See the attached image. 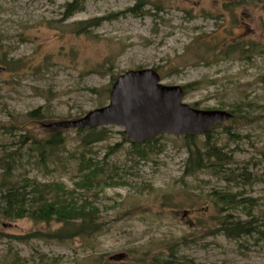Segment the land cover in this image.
Segmentation results:
<instances>
[{"label": "rangeland", "instance_id": "1", "mask_svg": "<svg viewBox=\"0 0 264 264\" xmlns=\"http://www.w3.org/2000/svg\"><path fill=\"white\" fill-rule=\"evenodd\" d=\"M72 1L0 0V158L29 149L27 131L45 137L50 123L108 106L114 79L129 71L155 70L163 85H191L189 106L237 114L211 132L222 162L212 157L193 175L185 137H158L142 156L122 127H105L91 146L61 130L65 144L47 166L25 156L14 180L28 173L79 205L87 200L103 234L58 241L49 237L61 227L55 221L0 214V264H264V235L224 230L247 224L264 233V0H145L142 15L89 29L87 21L139 0H86L65 20ZM35 111L42 122H30ZM194 142L208 151L205 135ZM83 159L103 180L89 189L77 187ZM118 254L126 258L110 260Z\"/></svg>", "mask_w": 264, "mask_h": 264}, {"label": "trees", "instance_id": "2", "mask_svg": "<svg viewBox=\"0 0 264 264\" xmlns=\"http://www.w3.org/2000/svg\"><path fill=\"white\" fill-rule=\"evenodd\" d=\"M86 0H73L65 7L64 18L68 20L76 13L83 11L85 8ZM145 0H139L136 5L125 12L114 14L108 17L95 18L87 21V28H97L103 25L106 21L117 20L120 16L128 13L135 16L142 15V7ZM159 10V8H158ZM117 80V79H116ZM114 79V82L116 81ZM185 91L191 89V85L184 87ZM197 107V105H195ZM198 109V108H197ZM234 118L236 112L230 111ZM30 122H42L45 119L43 114L33 112L29 115ZM216 126L214 129H216ZM49 129V128H48ZM14 128L8 131H14ZM50 135L45 137H38L34 133L27 131L25 137H21L23 146H28L29 149H18L14 152L7 151L2 158H0V170L2 171V179L0 181V214L6 219H23L28 217L34 222H43L49 224L55 221L60 224L59 230L49 235L54 240L69 241L77 238L94 239L103 234L102 225L96 222L95 209H88L87 204L90 203L85 200V204L79 205L74 196L68 198L64 189L62 190L58 185L42 184L38 181L28 177V173H20L22 179L15 181V172L18 168H23L22 162L25 156L28 159H36L39 164L47 166L56 153L65 144L61 130L51 129ZM79 135L84 134L82 141L84 144L91 146L100 143L104 140L107 134L106 128H81L77 130ZM209 142L212 137L211 133L205 134ZM159 138H154L140 144L132 143L135 150L139 155L144 156L145 153H140L143 146L149 147L155 143ZM197 136L185 137L189 144V159L187 162L186 174L193 175L194 173L206 168L209 160L214 157L218 162H222L223 155L216 150V148L209 142L207 144L208 151L203 152L200 147H197L194 142ZM146 156V155H145ZM98 166L91 161L80 160L78 171L82 175L81 182L77 184L78 189H89L88 184L99 185L102 182V176L99 174ZM86 171L89 172L86 174ZM103 171V170H102ZM101 171V172H102ZM108 186L107 180L104 182ZM60 192L62 193H54ZM229 197L226 195L218 196V200L228 204ZM225 234L230 238H241L244 235H251L259 233L264 235L263 232L258 231L257 228L253 229L247 224H239L234 226H225ZM36 236V235H35ZM40 235L36 236L38 238ZM44 237V236H43ZM169 264V263H165Z\"/></svg>", "mask_w": 264, "mask_h": 264}, {"label": "water", "instance_id": "3", "mask_svg": "<svg viewBox=\"0 0 264 264\" xmlns=\"http://www.w3.org/2000/svg\"><path fill=\"white\" fill-rule=\"evenodd\" d=\"M110 96V104L106 107L91 111L80 119L59 121L47 127L64 130L122 127L128 139L139 144L164 135L206 134L216 125L233 118L228 111L199 110L184 103V88L163 85L158 72L152 69L121 75ZM125 258V254H118L110 260L122 262Z\"/></svg>", "mask_w": 264, "mask_h": 264}]
</instances>
